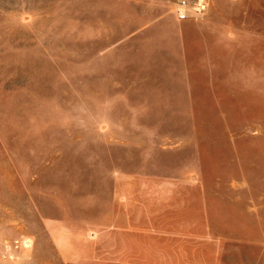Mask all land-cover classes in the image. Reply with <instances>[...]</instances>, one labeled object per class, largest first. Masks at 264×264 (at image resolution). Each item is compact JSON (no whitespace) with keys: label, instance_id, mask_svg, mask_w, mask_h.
<instances>
[{"label":"rangeland","instance_id":"obj_1","mask_svg":"<svg viewBox=\"0 0 264 264\" xmlns=\"http://www.w3.org/2000/svg\"><path fill=\"white\" fill-rule=\"evenodd\" d=\"M215 1L0 0V264H264V0Z\"/></svg>","mask_w":264,"mask_h":264},{"label":"built area","instance_id":"obj_2","mask_svg":"<svg viewBox=\"0 0 264 264\" xmlns=\"http://www.w3.org/2000/svg\"><path fill=\"white\" fill-rule=\"evenodd\" d=\"M175 13L178 20L198 19L205 13L204 0H176Z\"/></svg>","mask_w":264,"mask_h":264},{"label":"crops","instance_id":"obj_3","mask_svg":"<svg viewBox=\"0 0 264 264\" xmlns=\"http://www.w3.org/2000/svg\"><path fill=\"white\" fill-rule=\"evenodd\" d=\"M204 1L207 3L205 6V14L203 16L199 17V19H197V20H203L205 18L206 14L208 12H210L211 5L216 2L215 0H204ZM210 18L211 17L208 16L207 20H210Z\"/></svg>","mask_w":264,"mask_h":264}]
</instances>
